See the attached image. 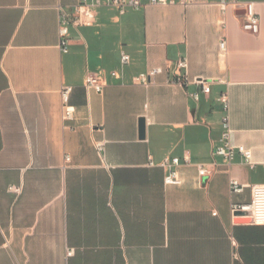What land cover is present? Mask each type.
Segmentation results:
<instances>
[{"label": "crops", "instance_id": "0c3cea01", "mask_svg": "<svg viewBox=\"0 0 264 264\" xmlns=\"http://www.w3.org/2000/svg\"><path fill=\"white\" fill-rule=\"evenodd\" d=\"M221 1L142 0L121 13L101 0L63 52L57 5L80 0H0V264H264V224L231 211L264 184V0ZM247 2L257 34L242 28ZM155 67L152 83L137 80ZM88 74L102 92L86 88ZM223 93L232 143L252 150V165L215 152Z\"/></svg>", "mask_w": 264, "mask_h": 264}, {"label": "built area", "instance_id": "2783aa9c", "mask_svg": "<svg viewBox=\"0 0 264 264\" xmlns=\"http://www.w3.org/2000/svg\"><path fill=\"white\" fill-rule=\"evenodd\" d=\"M192 0H151L153 4H188ZM237 4L240 5L238 1ZM108 5L115 6L121 13L125 12L128 7L139 9L143 6L142 0H108ZM223 6H226L225 0L221 1ZM101 0H80V2L71 8L64 7L61 3L57 5L60 18V46L63 52H68L69 44V30L71 27L77 26H92L95 22L96 14L94 8L101 6ZM245 15L242 21V28L244 31L257 34L260 31V18L255 9L254 2H247L243 4ZM221 50L226 49V41L220 43ZM122 63H128L130 61V55L123 53L122 54ZM176 67L179 70L187 71L188 69V60L186 57L181 58ZM162 72L161 67H155L148 70L145 73L140 74L137 77V80L142 84H150L153 81V78ZM113 74H115L113 72ZM196 83H202V91L206 94L211 92V85L204 80L196 79ZM177 82L180 84H186L187 78L186 74L178 77ZM85 86L88 90L93 89L97 92H102L104 84L100 76L96 74H88L85 81ZM74 90V87L71 85H65L62 87L61 95L63 102V121L69 122L75 119V110L70 103L71 94ZM194 98L199 99V94L194 93ZM221 103L225 116L222 119V134H221V144L215 148V152L229 161H232L235 157L236 152L238 151L244 161L250 165L252 162V150L243 146V145H234L231 140V126H230V101L227 93L221 95ZM99 149H102V146L99 145ZM67 161H70V157L67 156ZM179 163L178 158H173L172 160L166 159L164 166L170 167L177 165ZM205 173V170H202ZM179 180L176 176L175 171H170L166 176L167 184H176ZM230 188L233 193L242 192L244 185L236 179H232L230 182ZM251 200L248 203L233 204L231 211L236 218L238 212H243L244 218L251 219V223L254 224H264V184H254L251 186ZM73 251L70 250L68 255H72Z\"/></svg>", "mask_w": 264, "mask_h": 264}, {"label": "water", "instance_id": "95a60500", "mask_svg": "<svg viewBox=\"0 0 264 264\" xmlns=\"http://www.w3.org/2000/svg\"><path fill=\"white\" fill-rule=\"evenodd\" d=\"M140 130H141V136L144 137V134H145V118H141L140 120ZM245 213L243 212H238L236 214V222H246V221H249L248 223H251V219L249 218H244Z\"/></svg>", "mask_w": 264, "mask_h": 264}, {"label": "rangeland", "instance_id": "374dc122", "mask_svg": "<svg viewBox=\"0 0 264 264\" xmlns=\"http://www.w3.org/2000/svg\"><path fill=\"white\" fill-rule=\"evenodd\" d=\"M249 221H246L245 223H248Z\"/></svg>", "mask_w": 264, "mask_h": 264}]
</instances>
